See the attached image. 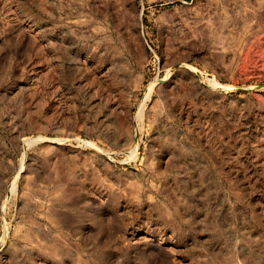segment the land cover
Segmentation results:
<instances>
[{
  "label": "rangeland",
  "instance_id": "1",
  "mask_svg": "<svg viewBox=\"0 0 264 264\" xmlns=\"http://www.w3.org/2000/svg\"><path fill=\"white\" fill-rule=\"evenodd\" d=\"M0 264H264V0H0Z\"/></svg>",
  "mask_w": 264,
  "mask_h": 264
},
{
  "label": "bare ground",
  "instance_id": "2",
  "mask_svg": "<svg viewBox=\"0 0 264 264\" xmlns=\"http://www.w3.org/2000/svg\"><path fill=\"white\" fill-rule=\"evenodd\" d=\"M16 190H17V185H16V184H14V185H13V188H12V190H11V192H12V193H15V192H16Z\"/></svg>",
  "mask_w": 264,
  "mask_h": 264
}]
</instances>
